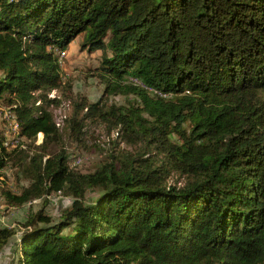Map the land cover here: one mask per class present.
Returning a JSON list of instances; mask_svg holds the SVG:
<instances>
[{"label": "trees", "instance_id": "16d2710c", "mask_svg": "<svg viewBox=\"0 0 264 264\" xmlns=\"http://www.w3.org/2000/svg\"><path fill=\"white\" fill-rule=\"evenodd\" d=\"M79 36L106 95L133 98L71 95L59 128L58 52ZM0 104L22 139L9 149L0 120V187L8 166L28 181L6 203L71 198L0 226L10 264H264V0H0ZM87 121L136 150L73 169L65 135L84 142Z\"/></svg>", "mask_w": 264, "mask_h": 264}, {"label": "rangeland", "instance_id": "374dc122", "mask_svg": "<svg viewBox=\"0 0 264 264\" xmlns=\"http://www.w3.org/2000/svg\"><path fill=\"white\" fill-rule=\"evenodd\" d=\"M81 41L82 37L79 36L69 45L67 50L58 52L64 79L68 85H70V87H67L66 89L65 96L67 97L63 98L65 101L59 107L53 108L54 119L59 128L64 126L65 118L72 112V104H70L72 101V97H70L71 95H81L87 97L90 101L104 100L108 104L117 105L128 104L133 98V95L127 96L125 94L106 95L104 91L105 84L99 80L95 73L100 65L102 51L98 50L90 53L87 50H82ZM49 95L51 98H54L59 95L64 96V93L55 89L49 92ZM0 107H2L1 104ZM5 111H9V109L7 107L0 108V112L4 119ZM1 122L4 130V122ZM85 131L84 142H76L68 137L67 134L65 135L66 147L70 152L69 164L73 169L81 172H91L95 170V168L102 164L111 153L118 151L120 148L136 150L135 147L130 146L125 141L117 129H112L104 123L87 121ZM4 134L6 138H9V136L10 138H14L15 136V132H7L6 134L4 131ZM42 141L43 134H39L37 142L41 143ZM6 145L9 149H12L11 145L8 143H6ZM54 150H57V148L54 147ZM2 172L4 174V181L0 187L1 191L2 187H4L14 193H19L22 190V186L28 183L24 178H19L16 169L11 166L6 167ZM170 182L182 185L185 180L181 176L174 175L170 179ZM1 191L0 226H15L19 229L18 234L21 231L20 223L25 221L32 209L35 211L39 210L43 207V204H45V211L54 218H58L62 209L71 203V198L69 197L53 195L49 197L47 203H45L43 199H36L35 201L26 203L22 206H10L6 203ZM88 196L89 198H93L95 193L90 192ZM10 248L11 246H7L6 249L0 252V264H10Z\"/></svg>", "mask_w": 264, "mask_h": 264}, {"label": "bare ground", "instance_id": "6f19581e", "mask_svg": "<svg viewBox=\"0 0 264 264\" xmlns=\"http://www.w3.org/2000/svg\"><path fill=\"white\" fill-rule=\"evenodd\" d=\"M50 95H52V94H50ZM50 95H49V97H50ZM53 96V95H52ZM5 113V120H12V127H14V129H15V131H18V123H17V120H16V115L13 113V112H11V111H5L4 112ZM57 124V123H56ZM58 125V124H57ZM19 132V131H18ZM7 134V133H6ZM8 135H9V133H8ZM13 135V134H12ZM8 138V137H7ZM21 137L19 136L17 139H16V133H15V136H14V138H10V136H9V138H8V140H7V143L9 144V145H11L12 146V148H15V147H17L19 144H20V142H21ZM10 146V147H11ZM11 149V148H10Z\"/></svg>", "mask_w": 264, "mask_h": 264}, {"label": "built area", "instance_id": "2783aa9c", "mask_svg": "<svg viewBox=\"0 0 264 264\" xmlns=\"http://www.w3.org/2000/svg\"><path fill=\"white\" fill-rule=\"evenodd\" d=\"M0 120L4 122V131L7 132H15L16 139L19 137L18 131H15L14 127H12V120H5L0 112ZM57 201V200H56Z\"/></svg>", "mask_w": 264, "mask_h": 264}, {"label": "crops", "instance_id": "0c3cea01", "mask_svg": "<svg viewBox=\"0 0 264 264\" xmlns=\"http://www.w3.org/2000/svg\"><path fill=\"white\" fill-rule=\"evenodd\" d=\"M18 235H16V237H17ZM11 249V248H10Z\"/></svg>", "mask_w": 264, "mask_h": 264}]
</instances>
